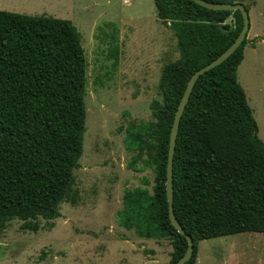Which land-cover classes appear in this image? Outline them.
Instances as JSON below:
<instances>
[{
  "label": "trees",
  "instance_id": "obj_1",
  "mask_svg": "<svg viewBox=\"0 0 264 264\" xmlns=\"http://www.w3.org/2000/svg\"><path fill=\"white\" fill-rule=\"evenodd\" d=\"M241 3L246 0H205ZM157 18L177 39L179 57L162 67V101L152 120L133 122L124 147L133 171L150 169L153 184L125 189L118 224L138 238L168 239V264L187 240L170 222L166 163L173 118L190 76L221 55L242 28L241 13L215 11L191 0H154ZM264 41V36L262 37ZM245 40L224 62L195 82L180 119L173 155V212L193 240L264 233V143L238 82ZM87 61L70 20L0 10V231L22 221L60 217L63 201L76 205L74 171L85 133ZM146 156L142 167L137 164Z\"/></svg>",
  "mask_w": 264,
  "mask_h": 264
},
{
  "label": "rangeland",
  "instance_id": "obj_2",
  "mask_svg": "<svg viewBox=\"0 0 264 264\" xmlns=\"http://www.w3.org/2000/svg\"><path fill=\"white\" fill-rule=\"evenodd\" d=\"M263 3L247 5L248 43L237 79L264 143ZM0 10L70 20L87 61L83 152L73 173L76 205L63 201L60 217L40 218L37 232L23 230L16 219L6 223L0 264H168L170 240L138 238L117 218L125 189L142 187L143 178L153 184L150 169H128L135 153L124 147L125 130L152 120L151 102L162 101V67L179 57L177 39L157 18L154 0H0ZM197 247V264H264V233L202 240Z\"/></svg>",
  "mask_w": 264,
  "mask_h": 264
},
{
  "label": "water",
  "instance_id": "obj_3",
  "mask_svg": "<svg viewBox=\"0 0 264 264\" xmlns=\"http://www.w3.org/2000/svg\"><path fill=\"white\" fill-rule=\"evenodd\" d=\"M195 2L196 4L215 11H236L238 10L241 13L242 17V28L238 34V36L235 38V40L230 44V46L216 59L212 60L202 68L196 70L189 78L185 90L182 94L181 100L178 104V107L176 109L170 134H169V145H168V154H167V163H166V197H167V203H168V214L169 219L173 227L177 230L179 234L185 237L187 240V248L185 253L173 264H185L193 255L194 245L193 240L190 235L186 234L182 226L179 224L178 220L176 219L174 212H173V174H172V168H173V155L176 145V138L179 128V123L181 116L183 114V111L185 109V106L188 102L189 96L191 94V91L193 89V86L199 76H201L203 73L209 71L210 69L220 65L222 62H224L236 49L240 46V44L247 38V34L249 31V17H248V10L245 8V6L241 3L237 4H229V3H215V2H208L205 0H191Z\"/></svg>",
  "mask_w": 264,
  "mask_h": 264
},
{
  "label": "crops",
  "instance_id": "obj_4",
  "mask_svg": "<svg viewBox=\"0 0 264 264\" xmlns=\"http://www.w3.org/2000/svg\"><path fill=\"white\" fill-rule=\"evenodd\" d=\"M246 2H248L247 0L244 2V4L246 3ZM251 4V5H250ZM247 5H249V6H255V0H249V3H246V6ZM263 6H264V3H263ZM248 7V6H247ZM248 11H249V9H248ZM247 37H248V35H247ZM262 43V42H261ZM197 254H198V252H197ZM197 259V258H196ZM195 264H197V260H196V262H195Z\"/></svg>",
  "mask_w": 264,
  "mask_h": 264
}]
</instances>
